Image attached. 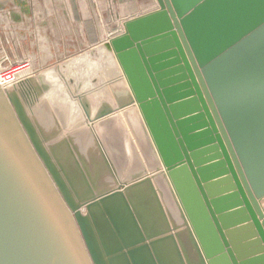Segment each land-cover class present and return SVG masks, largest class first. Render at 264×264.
Masks as SVG:
<instances>
[{
  "label": "water",
  "instance_id": "obj_1",
  "mask_svg": "<svg viewBox=\"0 0 264 264\" xmlns=\"http://www.w3.org/2000/svg\"><path fill=\"white\" fill-rule=\"evenodd\" d=\"M157 1L106 43L128 101L93 114L86 95L78 96L114 188L76 201L42 127L17 105L14 86L0 85V264H115L102 232L105 248L92 224L94 237L89 232V214L157 170L166 173L191 238L172 231L154 187L150 207L166 219L148 234L153 246L171 243L180 264H264V0ZM126 105L138 107L159 164L121 179L95 126ZM135 224L141 236L127 252L156 264ZM184 243L196 260L184 261Z\"/></svg>",
  "mask_w": 264,
  "mask_h": 264
},
{
  "label": "rangeland",
  "instance_id": "obj_2",
  "mask_svg": "<svg viewBox=\"0 0 264 264\" xmlns=\"http://www.w3.org/2000/svg\"><path fill=\"white\" fill-rule=\"evenodd\" d=\"M154 3H156L154 0H0V66L22 63L25 69L27 68L26 76L31 83L25 84L24 78L14 84V87L12 86L17 96V105L20 102L23 104L35 126H37V117L41 115L39 122L44 131V141H47L52 148L57 142L60 143L61 137L58 134L63 128L61 118H56L58 116H54L53 110L61 111V113L66 110L62 111L53 105L48 106L47 102L42 103L41 99H45L42 98L43 91L47 92L53 85L51 81L48 82L40 77L42 72L51 69L59 73L60 70L65 80L63 83L65 91L74 95L76 102H79V95L85 94L93 114L103 110L106 105L116 107L120 103L127 102L129 99L127 80L125 76V79L120 77L124 75L121 66L113 51L106 47V43L111 37L123 32L120 28L122 24L124 27L126 20L150 11ZM38 6L43 10L57 9L60 6L65 8L67 13L73 9L74 14L70 15L72 24L70 32L63 34L59 28H56V31L51 33L47 30L46 24L38 25L36 16ZM77 10L82 14L75 15ZM100 48L106 49L108 56L110 54L115 56L119 66L112 62L111 56L109 58L104 54L103 59L99 58ZM44 105L45 110L41 111ZM68 110L69 115H74L75 110L72 103L71 109ZM82 111L84 113L81 118L83 122H80V126L90 127L92 122L88 121L83 109ZM67 113H65V123L68 121ZM114 116L104 131L100 132L99 126H96V135L113 159L119 177L126 179L131 174L145 173L146 170L150 172L152 167L158 166V159L150 143L149 135L144 129L138 107L126 105ZM64 150H67L66 154L70 155L68 149ZM71 162L69 159L66 163L62 162L68 165L69 172ZM89 163L92 165V161ZM87 171L85 170L90 177L95 178L94 183L97 182V175H92L93 172L89 168ZM165 176L166 173L157 170L150 177L159 180L155 191L159 196L160 206L166 212L167 218L171 216L168 220L174 219L175 221V223L170 222L172 231L183 234L189 240L188 222L176 203L173 188ZM100 181L104 183L102 178ZM113 182L115 185L116 181ZM83 184L90 192L87 197L77 196L75 189L67 183L75 200L80 203L104 192L94 193L96 188L93 185L90 186L88 180L84 179ZM86 210L84 215H87L88 209ZM90 224L92 223L89 222L88 230L94 237ZM193 247L195 248V245ZM183 248L181 252L184 261H193L194 251L192 255L186 243ZM108 258L109 256L104 254V261H108ZM199 262L201 263L200 258Z\"/></svg>",
  "mask_w": 264,
  "mask_h": 264
},
{
  "label": "bare ground",
  "instance_id": "obj_3",
  "mask_svg": "<svg viewBox=\"0 0 264 264\" xmlns=\"http://www.w3.org/2000/svg\"><path fill=\"white\" fill-rule=\"evenodd\" d=\"M154 1L156 3H154V7L152 8H159L160 5L158 1ZM152 8L149 10H152ZM120 30L124 31L123 24ZM104 54H106V56L109 58L111 56L112 62L116 66H119L116 59L114 58L115 56L111 55L110 53V55L108 56V52H106V49L100 48L101 56L99 58L103 59ZM40 77H42L43 80H48V82L51 81L53 84L47 92L45 90L43 91L44 93H42V98L44 97L45 99H41V101L43 100L42 103L47 102L46 105L49 104L48 106L53 105L56 106L55 108L61 109L62 111H64L63 109H65L66 112H68V121L67 123H65L64 120L66 112L61 113V111H55V109L52 108L54 109V116H58L56 118H61L60 121H62V132L58 134L61 137V141L60 143L57 142L54 148H51L48 142L45 143V146L47 148H51L50 153L57 167L62 171V176L66 178L65 180L68 181L67 183H69V185H71L75 189L74 192L79 197H87L90 195L89 189H86L85 185L83 184L84 179L88 180V183L91 184L90 186L93 185L96 188L94 189V193H97V191H105L108 188H114L116 185H114L113 179L107 173L105 166L97 162V146L94 137L89 130V126H80V122H83L81 118L84 114L82 108L80 109V101H74L76 99L73 97L74 95L72 96L65 91V87L63 86L65 80L61 75V71L59 70L58 73L57 71L53 72L51 69H49L42 72ZM120 77L125 79L124 75H121ZM24 78L26 80L25 84L31 83L28 80V76L25 75V77H22L21 79ZM88 84L91 83L88 82ZM7 89L13 88L12 86H9ZM71 103L73 104V108L75 110L74 115H69L70 112L68 109H71ZM58 104L59 107H57ZM43 110H45V105L41 111ZM40 117L41 115L37 117L36 120V124L39 128L42 127L39 122L41 119ZM106 121L104 122V124L101 123L99 125L98 128L100 132L104 131L110 125V122ZM73 126L77 127L74 128ZM64 149H68L70 155H67V150ZM85 157L89 162H91L92 160H94L95 162L94 164L92 162L90 168L86 164V160L84 159ZM67 159L72 161L71 164H69L70 174L72 177L68 174V165L63 164L66 163ZM87 168H89L90 171L93 172V175H103L100 176L104 181V183L101 182L103 183V185L97 183L98 179L97 182L94 183L95 180L93 179L95 178L93 176H89V173H87ZM85 170L87 172H85ZM154 179L155 178L153 177L152 180L150 178L136 184L135 186L127 188L125 191H123L122 195L114 197L107 202L100 204L99 206H97V208L92 210V214H89V218L91 217L92 221V228L96 232L98 242L102 245L103 248L106 247L101 237L103 234V236L108 241L109 248L112 249L111 255L114 260L116 259V262L114 261L115 264H153L152 260H149L147 263L143 261L141 262V258L144 256V252H137L135 254H130L127 252V248L129 250L132 248L129 244H131L133 240H138L141 236L139 234V236L135 237L138 232V227L135 223L141 226L144 232L143 236L147 238V250L150 251V253L152 254L151 256H154L156 264H180V259L178 258L175 251L176 248L173 247L171 243L156 242V244L153 246V241L156 238H148L150 236L148 234L160 231L165 227L166 219L163 214L161 215L160 207L157 211H155L153 210V203L150 202L149 195H155V191L153 189L154 187H157V184H159V180L157 181ZM173 195L176 198V203L180 207L175 192L173 193ZM150 206H153V208H151ZM168 209H170V207H168ZM82 211L84 213V211L87 210L86 208H83ZM177 248H179L180 250L178 242ZM123 259L126 261V263L123 261Z\"/></svg>",
  "mask_w": 264,
  "mask_h": 264
},
{
  "label": "crops",
  "instance_id": "obj_4",
  "mask_svg": "<svg viewBox=\"0 0 264 264\" xmlns=\"http://www.w3.org/2000/svg\"><path fill=\"white\" fill-rule=\"evenodd\" d=\"M36 16L39 24H46L47 30H49L51 33L56 31V28H59V31L63 34L69 33L71 28V19L70 15L72 16L73 9L69 11V13L65 12V8L63 7H57L56 8H50L43 10L38 6L36 10ZM82 14L81 11L77 10V13L75 15ZM35 65V64H34Z\"/></svg>",
  "mask_w": 264,
  "mask_h": 264
},
{
  "label": "built area",
  "instance_id": "obj_5",
  "mask_svg": "<svg viewBox=\"0 0 264 264\" xmlns=\"http://www.w3.org/2000/svg\"><path fill=\"white\" fill-rule=\"evenodd\" d=\"M26 69L22 63L0 66L1 87L5 90L9 86L16 84L22 77H25L27 74Z\"/></svg>",
  "mask_w": 264,
  "mask_h": 264
}]
</instances>
